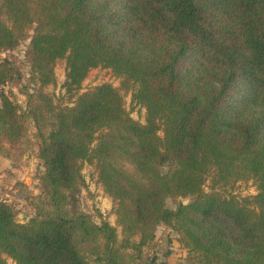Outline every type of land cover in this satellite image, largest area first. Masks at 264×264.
Here are the masks:
<instances>
[{
  "label": "trees",
  "instance_id": "16d2710c",
  "mask_svg": "<svg viewBox=\"0 0 264 264\" xmlns=\"http://www.w3.org/2000/svg\"><path fill=\"white\" fill-rule=\"evenodd\" d=\"M59 60L72 105L44 91ZM97 67L122 79L144 123L111 83L80 92ZM22 82L24 108L4 90ZM0 90V155L15 168L36 149L44 167L39 193L16 183L27 222L0 196L1 255L158 264L172 254L170 234L156 235L164 224L188 264H264V0H0ZM84 162L114 199L122 238L80 209ZM250 180L256 194L226 192Z\"/></svg>",
  "mask_w": 264,
  "mask_h": 264
},
{
  "label": "rangeland",
  "instance_id": "374dc122",
  "mask_svg": "<svg viewBox=\"0 0 264 264\" xmlns=\"http://www.w3.org/2000/svg\"><path fill=\"white\" fill-rule=\"evenodd\" d=\"M26 46L27 42L23 43L14 51V54L19 59L23 58ZM21 66L26 72L27 69L22 63ZM55 75V82L47 85L44 88V91L52 95L57 106L72 105L76 96L68 92L64 86L66 80L65 60L58 61L55 66ZM105 82L111 83L114 86L120 88L122 94L124 95L125 107L127 111L134 119L144 123L146 120V109L132 101V92L127 91L122 86V79L117 77L110 68L97 67L92 69L88 77L83 81L80 92L87 91ZM4 90L12 100L20 104L23 108L26 106L28 100V95L26 93L29 91V89L25 82H22V84H18L17 86L7 85ZM28 127L30 134L33 135L35 131L34 123L29 121ZM160 134L162 135L163 133L160 132ZM97 135H99V133ZM16 163L17 167L13 168V163L11 162L10 167L4 169L3 174L0 175V196L3 198H8L13 204L16 205L19 212L17 218L20 222H27L33 212L27 205L25 195L18 194L20 187H17L16 183L19 180H23L27 183L29 191L32 193H39L40 175L43 173L44 167L42 161L37 157L36 149H31ZM8 171H12L10 175ZM82 172L85 176L86 183L84 186H82L79 192L80 209L92 214L93 218L97 222H101L103 220L109 221L112 225L116 226L119 237L122 238V230L117 223V216L114 210L115 201L97 182L95 166L84 162ZM226 192L238 197H245L256 194L257 187L252 180L242 181L237 183L233 188L227 189ZM181 200V198L174 199L169 197L167 199V205L168 207L175 209ZM186 200L189 202L190 198ZM166 233H169L170 237L172 238V242L168 244L171 248L172 254L169 257H165L163 252L160 251L157 260L158 264H188V252L180 245L178 241V234L176 232L169 231V229L164 224H160L156 230L157 237H161ZM134 240L138 241L139 238L136 236ZM0 257L6 258V264H16L11 258L6 257L5 255L0 254Z\"/></svg>",
  "mask_w": 264,
  "mask_h": 264
},
{
  "label": "crops",
  "instance_id": "0c3cea01",
  "mask_svg": "<svg viewBox=\"0 0 264 264\" xmlns=\"http://www.w3.org/2000/svg\"><path fill=\"white\" fill-rule=\"evenodd\" d=\"M10 160L0 155V175L3 174V170L10 167Z\"/></svg>",
  "mask_w": 264,
  "mask_h": 264
},
{
  "label": "water",
  "instance_id": "95a60500",
  "mask_svg": "<svg viewBox=\"0 0 264 264\" xmlns=\"http://www.w3.org/2000/svg\"><path fill=\"white\" fill-rule=\"evenodd\" d=\"M184 203H185V204L187 203V200H186V199H184Z\"/></svg>",
  "mask_w": 264,
  "mask_h": 264
}]
</instances>
